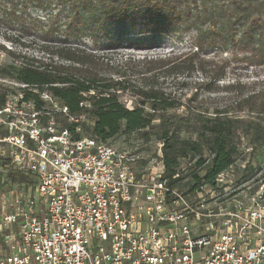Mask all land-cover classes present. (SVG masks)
<instances>
[{
	"label": "built area",
	"instance_id": "2783aa9c",
	"mask_svg": "<svg viewBox=\"0 0 264 264\" xmlns=\"http://www.w3.org/2000/svg\"><path fill=\"white\" fill-rule=\"evenodd\" d=\"M16 86L0 107V159L36 183L0 192V264H264V178L243 180L247 159L194 190L185 160L170 187L161 142L158 168L139 173L152 142H101L51 93L31 88L37 102Z\"/></svg>",
	"mask_w": 264,
	"mask_h": 264
},
{
	"label": "trees",
	"instance_id": "16d2710c",
	"mask_svg": "<svg viewBox=\"0 0 264 264\" xmlns=\"http://www.w3.org/2000/svg\"><path fill=\"white\" fill-rule=\"evenodd\" d=\"M57 1L69 9L66 37H89L94 49L68 44L56 50L46 47L50 62L7 51L26 63L11 65L1 78L27 85V98L37 102L39 94L31 88L51 93L71 115L90 120V125L81 126L101 142L131 134L144 143L161 142L162 180H167L170 187L180 181L174 177L185 160L193 162L189 168L192 181L187 183L190 190L203 181L213 184L238 159L244 160L241 148L245 142L253 147L249 155L256 161L248 163L243 180L258 173L264 178V89H257L260 81L240 80L219 87L228 75L229 59L223 57L226 53L235 51L249 65L264 66V0ZM186 36L191 39L188 52L137 61L143 67L140 84L131 83L125 73H116L115 77L97 70L102 60L99 52L123 45L150 49L167 41H182ZM195 73L204 79L197 86L200 94H195L194 101L204 93L223 92L232 101L231 106L206 107V101L217 99L212 96L202 98L196 107L186 106L159 83L161 77ZM8 92L0 85V107ZM124 95L134 98L131 108L121 100ZM181 109L184 111L179 113ZM10 178H19L32 187L36 183L32 177L13 171Z\"/></svg>",
	"mask_w": 264,
	"mask_h": 264
},
{
	"label": "rangeland",
	"instance_id": "374dc122",
	"mask_svg": "<svg viewBox=\"0 0 264 264\" xmlns=\"http://www.w3.org/2000/svg\"><path fill=\"white\" fill-rule=\"evenodd\" d=\"M68 15V6L57 0H33L26 3L23 1L19 2L18 0L0 1V85L4 89H8L9 91L18 90L19 87L16 86L18 82L1 77L4 73H7V69L11 65L22 66L23 63H26L23 59H14L7 51L50 62L51 56L44 50L46 47L50 50H56L57 46L68 44L70 46L78 45L89 50L94 49V43L89 37H66L65 25ZM49 33H52L51 36H49ZM190 46L191 39L189 36H186L182 41H167L159 47L150 49L130 48L127 45H123L114 50L99 52L98 55L102 57V60L97 70L100 73L114 75L115 77H118L116 73H125L130 79L129 81L137 85L141 83L142 78L140 74L143 71V67L138 65L137 61H141L144 58L153 59L186 53L189 51ZM223 57L229 59V67L227 78L219 82L220 89H223L228 83H232L235 80H240L244 83L260 81L257 89H264V66L249 65L243 56L236 54L235 51L226 53ZM54 60L58 61L57 58ZM203 79L204 77L200 73H195L191 76L161 77L159 83L167 94L185 103L186 106L196 107L202 98L209 96L217 97V99L206 101V107L231 106L232 101L230 98L225 97L223 92L213 95L204 93L199 98L197 97V101H194L195 94H200L197 86ZM121 100L129 108L134 105V98L130 95H124ZM183 111L181 109L178 112L182 113ZM83 123L90 125L91 121L85 119ZM83 134L88 135L84 130ZM182 137L187 138L188 135L183 134ZM116 142L130 146L142 141L136 134H131L124 138H118ZM140 153H142L146 160L135 166L137 172H146L152 166L150 164V160L152 159L155 160L153 165L155 170L158 168L157 162L159 160L157 158L155 142L140 148ZM241 157L247 159L248 163L252 165L256 161V157L254 158L252 155L245 154V152H243ZM10 172L6 167L5 161H0V192L6 193L22 190V193L26 195L31 193L32 184L20 182L19 178L13 181L10 178ZM184 172L190 174L192 171L188 167L184 169Z\"/></svg>",
	"mask_w": 264,
	"mask_h": 264
}]
</instances>
